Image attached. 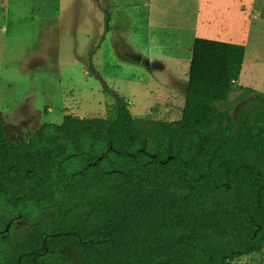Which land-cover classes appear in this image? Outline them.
Returning a JSON list of instances; mask_svg holds the SVG:
<instances>
[{
    "label": "trees",
    "instance_id": "1",
    "mask_svg": "<svg viewBox=\"0 0 264 264\" xmlns=\"http://www.w3.org/2000/svg\"><path fill=\"white\" fill-rule=\"evenodd\" d=\"M245 56L196 39L173 122L137 119L117 96L112 118L68 115L16 145L0 111V264H231L261 253L264 93L239 85ZM236 92L248 100L238 112ZM16 220L31 231L13 244Z\"/></svg>",
    "mask_w": 264,
    "mask_h": 264
},
{
    "label": "rangeland",
    "instance_id": "2",
    "mask_svg": "<svg viewBox=\"0 0 264 264\" xmlns=\"http://www.w3.org/2000/svg\"><path fill=\"white\" fill-rule=\"evenodd\" d=\"M241 1L0 0V111L10 141L28 142L68 115L112 118L117 96L137 119L180 120L194 40L222 39L215 28L221 20H208L205 31L199 13L231 16ZM247 1L237 41L247 43L253 32L249 51L259 61L239 85L264 93V0ZM240 96L230 99L236 112L248 101ZM16 226L17 240L31 231ZM64 264L79 262L67 255ZM231 264H264V250Z\"/></svg>",
    "mask_w": 264,
    "mask_h": 264
},
{
    "label": "crops",
    "instance_id": "3",
    "mask_svg": "<svg viewBox=\"0 0 264 264\" xmlns=\"http://www.w3.org/2000/svg\"><path fill=\"white\" fill-rule=\"evenodd\" d=\"M247 2H248L247 0H242L241 1V3H247ZM241 3H239V5L235 9L234 14H232L231 16L229 15V14H231V12H230L229 14L228 13L224 14L222 17H219V16L215 17V15H214V19H208V14L207 13L206 14H202V11H201L199 13V14H201V19H200V21H198L199 22L198 25H199V28H201L202 30L206 31L207 27H209L208 20H210V21L213 20L215 24H218V20H221L220 23H219L220 24L219 26L215 25V28L218 31L217 35L222 38V39H220V38L218 39V40H220L219 42L228 43V44H235V45H241V46H244L246 48L245 62H244L243 71H242V74H241V76H242L244 74V70H245L246 67L253 66V65H251L252 62H254V64L255 63L258 64L259 60L257 59L258 57L255 58V55L252 54V52L249 51L250 50V43H251L252 38H253V32L248 37V39L245 40V41H247V43H245V42L243 43V42L237 41L241 37L240 31H239V29H240L239 23L241 21H243V18L241 17V13L242 12L240 11ZM234 21H235V26H233ZM195 24L196 23H194L193 25H195ZM259 30H260L259 32H261L263 29L259 27ZM197 39H203V38H197ZM206 39L209 40V38H206ZM195 40H194V42H195ZM194 42H193V45H194ZM191 60H192V57H191ZM191 60H190V62H191ZM240 79H241V77H240ZM246 88H249V87H246Z\"/></svg>",
    "mask_w": 264,
    "mask_h": 264
},
{
    "label": "flooded vegetation",
    "instance_id": "4",
    "mask_svg": "<svg viewBox=\"0 0 264 264\" xmlns=\"http://www.w3.org/2000/svg\"><path fill=\"white\" fill-rule=\"evenodd\" d=\"M20 221L19 220H16V221H14L13 223H11V226H10V230H11V227L12 226H14V225H16V224H18ZM25 223V222H24ZM28 227L30 226L31 227V225L30 224H28V223H25ZM10 233V232H9ZM8 234V233H7ZM21 242V240L20 239H12V240H10V243H13V244H18V243H20ZM46 242L47 241H44V244H46ZM41 250H46L47 251V249H45L44 247H42L41 248Z\"/></svg>",
    "mask_w": 264,
    "mask_h": 264
},
{
    "label": "water",
    "instance_id": "5",
    "mask_svg": "<svg viewBox=\"0 0 264 264\" xmlns=\"http://www.w3.org/2000/svg\"><path fill=\"white\" fill-rule=\"evenodd\" d=\"M170 159H172V158H170ZM10 226H11V225H9V226L7 227V229H6V233H9V232H10Z\"/></svg>",
    "mask_w": 264,
    "mask_h": 264
}]
</instances>
